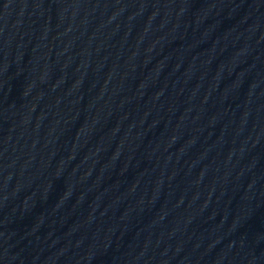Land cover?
I'll return each instance as SVG.
<instances>
[{"label":"water","instance_id":"obj_1","mask_svg":"<svg viewBox=\"0 0 264 264\" xmlns=\"http://www.w3.org/2000/svg\"><path fill=\"white\" fill-rule=\"evenodd\" d=\"M0 264H264V0H0Z\"/></svg>","mask_w":264,"mask_h":264}]
</instances>
